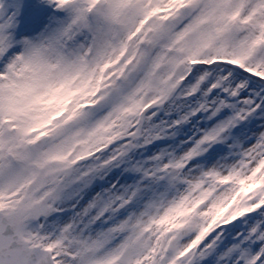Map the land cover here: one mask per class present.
I'll return each instance as SVG.
<instances>
[{"label": "snow or ice", "instance_id": "snow-or-ice-1", "mask_svg": "<svg viewBox=\"0 0 264 264\" xmlns=\"http://www.w3.org/2000/svg\"><path fill=\"white\" fill-rule=\"evenodd\" d=\"M0 264H264V0H0Z\"/></svg>", "mask_w": 264, "mask_h": 264}]
</instances>
